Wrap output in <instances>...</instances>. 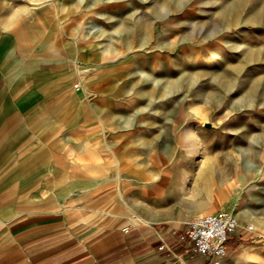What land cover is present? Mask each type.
<instances>
[{
    "label": "rangeland",
    "instance_id": "1",
    "mask_svg": "<svg viewBox=\"0 0 264 264\" xmlns=\"http://www.w3.org/2000/svg\"><path fill=\"white\" fill-rule=\"evenodd\" d=\"M211 3L59 0L53 36L91 110L123 123L116 142L100 131L102 144H119L117 179L143 193L115 195L117 212L184 230L232 211L240 227L223 264H264V0ZM187 51L195 56L183 61Z\"/></svg>",
    "mask_w": 264,
    "mask_h": 264
},
{
    "label": "crops",
    "instance_id": "2",
    "mask_svg": "<svg viewBox=\"0 0 264 264\" xmlns=\"http://www.w3.org/2000/svg\"><path fill=\"white\" fill-rule=\"evenodd\" d=\"M58 1L0 0V264H209L181 224L117 212L115 195L143 191L117 179V112L92 111L59 59Z\"/></svg>",
    "mask_w": 264,
    "mask_h": 264
},
{
    "label": "built area",
    "instance_id": "3",
    "mask_svg": "<svg viewBox=\"0 0 264 264\" xmlns=\"http://www.w3.org/2000/svg\"><path fill=\"white\" fill-rule=\"evenodd\" d=\"M239 227L240 219L232 211L206 214L187 223L180 240L189 244L192 253L206 257L209 264H223L230 239ZM247 229L252 230V227ZM165 248L166 244L161 246Z\"/></svg>",
    "mask_w": 264,
    "mask_h": 264
},
{
    "label": "bare ground",
    "instance_id": "4",
    "mask_svg": "<svg viewBox=\"0 0 264 264\" xmlns=\"http://www.w3.org/2000/svg\"><path fill=\"white\" fill-rule=\"evenodd\" d=\"M211 1H212V0H204V3H205V4H208L209 6H212L213 4L211 3ZM225 7H226V6H224V8H225ZM221 8H222V7H221ZM185 9H186V8H185ZM185 9H184V10H185ZM219 10H220V9H219ZM222 10H224V9L222 8ZM182 11H183V10H182ZM189 11H190V10H189ZM185 12H186V11H185ZM192 12H193V11H192ZM172 22H173V21H172ZM177 24H178V23H177ZM219 24H220V22L215 21V23H212V25H211L212 27H211V28H212L214 31H216V28H217V26L219 27ZM165 25H166V24H165ZM165 25H164V26H165ZM225 25H226V23H225ZM159 27H160V26H159ZM170 27H171V26H170ZM165 31H166V30H165ZM169 31H170V30H169ZM218 31H219V30H218ZM142 32H143V31H142ZM163 33H164V32H163ZM182 33H183V32H182ZM170 35H171V34H170ZM217 37H218V36H217ZM143 38H144V37H143ZM215 38H216V37H215ZM168 39H169V38H168ZM141 40H142V39H141ZM170 40H171V39H170ZM165 41H166V40H165ZM141 42H142V41H141ZM168 42H169V41H168ZM171 42H173V41H171ZM192 44L194 45L195 43H192ZM162 45H163V44H162ZM207 49H209V48H207ZM186 53H187V54H184L185 56L182 58L183 61H189V58L195 56L194 53H190L189 51H187ZM196 54H197V53H196ZM200 54H201V53L198 52V55H199V56H200ZM195 61H196V60H194V62H191V63H193V64L190 63V64H191V67H195V66L197 65V64H196L197 62H195ZM186 74H187V73H186ZM184 75H185V74H184ZM191 75H192V74H191ZM191 75H190V76H191ZM151 76H152V75H151ZM188 76H189V75H188ZM172 85H173V84H172ZM170 86H171V85H170ZM169 88H170V87H169ZM154 89H155V88H154ZM154 89H153L152 91H154ZM164 91H165V90H164ZM158 92H159V90L157 91V93H158ZM166 94H167V93H166ZM160 95H162V94H160ZM162 96H163V95H162ZM139 112H140V111H139ZM150 115H151V114H150ZM150 115H149V116H150ZM96 117H97V115H96ZM150 117H151V116H150ZM100 118H101V116H100ZM116 118H117V117H116ZM116 118H115V119H116ZM146 118H147V116H146ZM100 120H101V119H100ZM91 121H92V120H91ZM101 121H102V120H101ZM104 123H105V122H104ZM151 123H152V122H151ZM92 125H93V124H92ZM102 129H103V128H102ZM171 131H172V130H171ZM171 131H169V132H171ZM103 133H104V132H103ZM106 133H107V132H106ZM99 135H101V134H99ZM91 139H92V138H91ZM172 161H173V160H172ZM176 161H177V160H176ZM173 162H174V161H173ZM244 213H245V212H244ZM246 214H247V213H246ZM247 226H248V225H247ZM247 226H246V227H247Z\"/></svg>",
    "mask_w": 264,
    "mask_h": 264
}]
</instances>
